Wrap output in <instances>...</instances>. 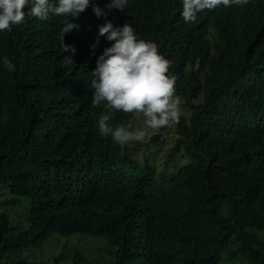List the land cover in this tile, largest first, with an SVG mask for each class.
<instances>
[{"label":"trees","instance_id":"16d2710c","mask_svg":"<svg viewBox=\"0 0 264 264\" xmlns=\"http://www.w3.org/2000/svg\"><path fill=\"white\" fill-rule=\"evenodd\" d=\"M95 3L103 8L105 0ZM105 11L97 18L89 6L73 19L79 27L64 41L76 52L67 68L57 35L68 18L26 16L0 32V57L15 65L0 64V108L9 111L0 129V197L8 186L7 205L31 202L27 230L1 215L0 264L9 251L42 248L54 233L105 237L116 248L114 264H220L237 235L239 248L228 256L264 264V241L248 231L264 230V0L220 4L188 22L181 0H127L122 12ZM105 20L129 23L156 43L171 61L174 96L193 111L190 122L180 116L151 138L158 143L175 127L180 138L171 156L183 149L190 158L170 180L147 159L135 161L129 143L97 131L106 109L91 102L90 71L110 42L100 37L94 53L90 46ZM200 96L204 102L194 105ZM129 119L140 126L134 112L116 111L110 123Z\"/></svg>","mask_w":264,"mask_h":264},{"label":"clouds","instance_id":"9594fccd","mask_svg":"<svg viewBox=\"0 0 264 264\" xmlns=\"http://www.w3.org/2000/svg\"><path fill=\"white\" fill-rule=\"evenodd\" d=\"M246 0H181V16L185 22L196 19L197 13L214 9L218 5L243 3ZM127 0H105L101 8L95 0H0V32L11 31L26 16L47 20L50 16L68 18L57 35L62 68L74 65V45L66 44L64 37L79 26L73 23L89 6L97 18L107 16L105 9L123 11ZM26 5L28 7L25 11ZM100 37L110 42L95 59L90 71L92 79L91 102H104L105 111L97 120V131L120 146L132 141H143L149 130H158L179 121V97L174 96L176 77L169 72L171 61L158 51L155 42L140 38L129 23L114 26L109 20L98 27L96 42L91 45L94 53ZM69 53L68 55H63ZM0 64L10 71L15 65L7 56L0 57ZM116 111L142 115L143 126L127 123L113 126L110 123Z\"/></svg>","mask_w":264,"mask_h":264},{"label":"rangeland","instance_id":"374dc122","mask_svg":"<svg viewBox=\"0 0 264 264\" xmlns=\"http://www.w3.org/2000/svg\"><path fill=\"white\" fill-rule=\"evenodd\" d=\"M210 40L213 44V50L218 44L219 39L212 30ZM206 71V70H205ZM205 71L201 72L199 77L204 78ZM180 99V116H184L188 122L192 117V109L186 104L185 99ZM204 102V96L193 100L194 105H200ZM140 126H143L142 115L134 113ZM9 111L6 108H0V129L4 128L8 123ZM159 130V129H158ZM158 130H149L148 135L143 141H132L129 145L133 148V159L144 165L147 159L151 166L158 173H162L170 180L177 176L180 169L190 163V158L182 149L179 154L171 156V150L174 148L176 141L180 136L177 134L176 128L167 129L163 137L158 143H152L151 138L154 137ZM13 198L8 186L2 188L0 197V217L3 213L8 214L11 223L18 231L27 230L30 226V209L31 202L22 198L16 206L7 205L6 202ZM232 205L229 201L225 202L223 213L229 216ZM249 232L257 235L264 241V230L258 231L249 229ZM239 248L237 235L231 240L230 244L222 253L220 264H250L249 260L244 256L231 258L228 256L230 250ZM116 248L102 236L73 234L64 237L58 233L52 234L51 238L40 249L29 248L22 252L9 251L3 260V264H12L21 258L30 262H40L43 264H114ZM82 260L76 262V257ZM86 259L88 262H84Z\"/></svg>","mask_w":264,"mask_h":264}]
</instances>
